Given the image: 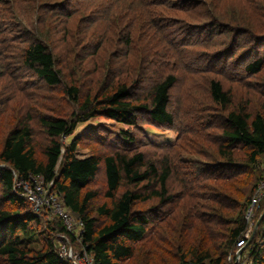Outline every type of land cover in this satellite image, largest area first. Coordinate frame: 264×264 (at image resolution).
<instances>
[{"label":"trees","instance_id":"1","mask_svg":"<svg viewBox=\"0 0 264 264\" xmlns=\"http://www.w3.org/2000/svg\"><path fill=\"white\" fill-rule=\"evenodd\" d=\"M90 3L97 4L95 11L101 15L122 10L135 12L136 17L141 14L148 33L164 43V50L155 54L159 65L148 62L149 72L156 73L158 67L163 71L148 93L133 90L134 84L141 85L139 78L136 79L138 75L127 82L108 85L101 93L95 92L84 99L80 86L75 81L73 84L67 82L71 79L72 64H64L66 72L58 64L59 57L53 50L58 45L55 33L60 30L57 25L75 18ZM196 4H202L201 0H0V68L6 70L8 81L20 75L16 69L21 65L24 71L44 84L62 87L66 97L59 96L63 102L56 110L51 105L54 114L40 118L48 137L42 156L37 154L34 129L28 120L16 124L4 138L0 149L2 262L71 264L58 254L57 236L65 235L77 243L61 220L47 221L44 213L33 210L32 203L15 188V174H18L22 178L43 176L51 184V191L61 195L73 216L83 222L82 244L78 245L86 247L95 264L130 263L138 256L139 246L149 243L155 249L162 248L159 245L165 243L170 250H165L160 257L146 252L144 255L149 258L142 257L146 259L142 264L234 263L237 242L248 229L246 213L251 199L264 181V103L258 110L250 108V98L235 104L234 91L224 86L219 74L228 79L226 70H229L228 75L235 79L232 81L240 82L239 87L258 91L255 80L249 79L261 77L259 75L264 72V18L259 17V28L249 22L234 25L225 20L224 11L212 8L213 20L203 21L204 24L212 26V31L221 29L222 35L238 39L229 52H217L216 58L222 65L226 64L225 69H220L222 65H209L203 52L197 57L190 51L193 39L199 38L176 24L174 18L183 19L185 25L188 22L185 17L171 15V10L175 14L176 10L191 11ZM23 5L29 6L31 11L18 10ZM255 6L264 12V5L256 2ZM21 14L33 15L37 25L33 33L21 29L24 23ZM206 17L208 15L202 19ZM186 24L192 26L189 22ZM38 29L39 32L34 33ZM124 46L127 47L125 43ZM208 66L211 78L206 84L199 83L204 87L205 98L198 99L194 92L191 101L200 104L193 107L195 111H212L208 125L212 124L209 127L214 129V134L207 133L211 136L206 146L211 153L206 157L198 154L204 159L201 165L180 161L184 175L195 168L199 177L175 194L170 185L172 149L161 152L164 157L156 160L147 158L137 144L156 149L172 146L155 147L147 132L139 128V124H143L139 116H144V123L176 127L178 110L171 108V91L181 83L188 87L187 79L205 72ZM144 72L140 78L146 77ZM257 94L264 99V95ZM213 109L218 114H214ZM98 117L136 129L121 131V145L114 152L80 158L76 152L81 138L75 137L69 143H65L64 138L73 135L80 123ZM193 120L204 124L196 117ZM102 133L101 128H96L86 135L96 141ZM100 173L102 181L98 179ZM96 182L102 188H94ZM125 185L128 188L121 191ZM99 195L106 200L95 204ZM151 200H155L152 206L140 207ZM178 205H181L179 211L170 217ZM178 216H181L179 222H167ZM259 220L248 246L251 264H264V202L256 212V222ZM164 224L175 236L168 233L167 240H160L158 228ZM176 224L178 228H174ZM41 229L48 235L45 236ZM39 231L44 235L42 249L22 246L20 235L31 236Z\"/></svg>","mask_w":264,"mask_h":264},{"label":"rangeland","instance_id":"2","mask_svg":"<svg viewBox=\"0 0 264 264\" xmlns=\"http://www.w3.org/2000/svg\"><path fill=\"white\" fill-rule=\"evenodd\" d=\"M256 2L264 5V0H201L202 4H196L193 10H176L178 12L177 14H175L174 10H171V15L179 18L185 17V19L192 24V26H190V24L187 25L186 23L188 22H186L184 23L185 25H183V19L174 18L177 20L176 24L178 26H183L187 33H194L199 38V40L196 38L193 39V42L189 45V48H192L190 51L197 57L203 52V56L209 60V65L220 67L222 63L221 60L216 58L217 52H229L236 46L238 39L234 36L228 37L222 35L223 31L221 29L218 32L212 31V26L205 25L203 21L213 20L211 11L212 8H216L219 12L224 11L225 14H227L225 20L229 23L235 25L237 22L243 24L249 22L254 28H259L261 26L259 17L264 18V12L262 13L260 11L261 9L256 8ZM97 8V4L94 3L85 5L83 10L78 15H75V18H72L65 24L57 25L60 30L59 33H55L58 45L53 50L59 57L60 62L58 64L63 66L66 72L67 67L64 66V64H72V68L69 70L72 80L68 79L67 82L73 84V81H75L76 85L80 86V95L82 99H84L88 95H94L95 92L101 93L108 85L111 86V84L116 85L118 82H127V79L135 78L138 75L136 79L139 78L141 85L136 86V84H134L132 87L133 90L135 92L148 93L153 83L160 78L163 72L159 67L156 73L149 72L148 62L159 65L155 61V54L160 50H164V43L159 42L154 34L150 35L148 33L149 30L144 24L141 14H138L136 17L135 12L122 10L101 15L95 11ZM18 10L23 12L28 11V13L31 11L30 7L27 5L21 6ZM204 15H208V17L202 19ZM21 16L24 22L23 26L21 25V29L24 31L29 29V33H33L32 30L37 26L33 19V15L28 16L21 14ZM225 26H227V24ZM38 32L39 29L34 33ZM124 43L127 47L124 46ZM141 56L145 57L141 58ZM205 65H207V63ZM22 68L21 65H18L16 70L20 72V75L16 78L11 77V81H8L9 78L5 76L6 70L0 68V149L9 130L19 122L28 120L34 129L35 143L38 146L37 154L40 156L48 142V137L44 131L40 118L46 114H54L51 110H53V108L56 110V107L58 108L63 102L59 96L62 95L64 99L66 97L64 93H62V87L44 84L32 73L24 71ZM225 68L226 64L220 67V69ZM144 70L146 77L140 78ZM210 71L211 69L208 66V70L205 72L187 79L189 83L188 87L186 83L185 85L181 83L171 91V108L178 110L176 127H159L144 123L146 122L143 118L144 116H139L140 122L143 123L139 124V128L141 129L142 127L141 130L147 132L149 139L153 142L155 147L172 146L168 149H156L137 144V147L141 149L149 159H160L164 157L161 155V152L170 151L172 149L174 155L171 165L173 169V179L170 180V185L172 187V192L175 194L178 193L179 190L185 188L186 184L194 183L196 178L199 177L198 173L195 174V172H197L195 168H190L191 173L184 175L180 161L188 160L189 164L198 162L199 165H201L204 159L198 154L203 153L206 157L211 153V150L206 146L210 143L208 141L211 136L208 137L207 133L214 134V129L209 127L212 126V124L208 125L209 116L212 111L211 109H200L199 111H195L193 107L200 106V104L195 100L191 101V95L194 92H196L198 99L205 98L204 87L200 86L199 83L206 84V81L212 76ZM228 71L229 70H226L228 79L221 74H219V77L222 79L226 88H230L234 91L233 100L235 104L243 102L246 98H250V108L252 110H258L261 104L264 103V99L260 98L257 94L258 92L260 95H264V72L259 75L261 77H257L256 79L250 77L249 79L252 81L255 80L258 88L256 92L253 89L250 90L239 87L238 84L240 82L232 81L235 79L228 75ZM132 82L133 81L130 83ZM51 105L53 108H51ZM213 112L214 114H218L216 109H213ZM193 117H196L199 121L203 120L204 124L196 123ZM177 127L180 129L181 133L176 129ZM96 128H101L103 132L102 136L96 139V141L90 140L86 134ZM135 129L136 128H130L127 125L105 117H98L80 123L73 135L64 138V142L69 143L75 137L81 138L79 139L81 141L78 142L79 144L76 152V155L80 158L90 154H106L110 151L114 152V149L121 145L120 136L122 130L134 131ZM179 135H181V137L178 139ZM203 146L205 147L203 148ZM159 164L160 163H158V165ZM100 175H102V173L99 174L98 179L102 181ZM93 186L94 188H102L97 182ZM125 188H128V186L125 185L121 187V191ZM16 189L24 197L22 191L19 190L20 188L17 187ZM105 200L104 196L99 195L95 200V204L103 203ZM30 202L32 203V201ZM262 202H264V199ZM154 203L155 200H151L149 203L140 204V207L147 209ZM180 207L181 205L176 206L175 211L172 212L171 216L169 214L168 217L174 216L179 211ZM32 208L35 212L37 211L34 209L33 203ZM180 217L181 216L170 218L171 220L169 219L167 222H179ZM255 219L256 218L253 220ZM45 220L54 221L51 219L48 220L46 216ZM257 223L258 222H255L250 239L243 249L247 260L250 258L248 246L257 230ZM174 228H178V225L176 224ZM41 230L45 232L41 231L45 236L46 234L48 235L45 229ZM158 230V239L160 240H167L168 233L172 237L175 236L174 233L172 234L166 229V224L159 227ZM41 232H36L31 236L20 235L22 246L34 250L42 249L45 244L43 239L44 235ZM160 240H158V243ZM70 243L74 247L78 246L77 243L71 241ZM167 245L168 244L162 243L159 245L162 246V248L157 249L153 247L152 243L146 246H139L138 256L130 263L126 262V264H138L139 262L142 264L144 260L149 258V256L144 255L146 252H150L151 254L154 253L157 257H160V254L165 250H170ZM142 257H146V259ZM248 262L250 261L248 260ZM0 264L5 263L0 260Z\"/></svg>","mask_w":264,"mask_h":264},{"label":"built area","instance_id":"3","mask_svg":"<svg viewBox=\"0 0 264 264\" xmlns=\"http://www.w3.org/2000/svg\"><path fill=\"white\" fill-rule=\"evenodd\" d=\"M15 188H20L25 198L32 201L36 212H43L48 220L59 219L63 222L66 230L75 239L77 244H82L83 222L77 220L69 207L66 206L63 198L57 191H51V184L45 181V178L40 175H31L28 178H22L20 175L15 174ZM18 185V186H17ZM264 199V181H262L249 205L246 213L248 221V229L244 233L243 238L237 242V251L234 264H251L248 262L244 251L241 253L250 239L253 227L255 225L256 211L259 210L262 200ZM58 241V254L71 262V264H95L94 257L85 246L74 247L67 236L59 234ZM231 258V257H230ZM193 264V263H188Z\"/></svg>","mask_w":264,"mask_h":264},{"label":"water","instance_id":"4","mask_svg":"<svg viewBox=\"0 0 264 264\" xmlns=\"http://www.w3.org/2000/svg\"><path fill=\"white\" fill-rule=\"evenodd\" d=\"M259 223H260V220H259L258 223L256 224V229H257ZM256 229H255V230H256ZM242 251H243V250H241V252H242Z\"/></svg>","mask_w":264,"mask_h":264}]
</instances>
